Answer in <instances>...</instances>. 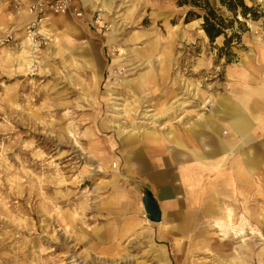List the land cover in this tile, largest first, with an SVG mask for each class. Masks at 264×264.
<instances>
[{
  "label": "rangeland",
  "instance_id": "1",
  "mask_svg": "<svg viewBox=\"0 0 264 264\" xmlns=\"http://www.w3.org/2000/svg\"><path fill=\"white\" fill-rule=\"evenodd\" d=\"M244 1L253 9L237 13L242 26L234 21L211 41L202 18L186 22L189 8L179 0H90L83 17L51 14L41 27L47 41L30 47L29 2L0 0V264H264L262 237L248 229L242 238H224L214 219L183 197L191 185L176 187L184 180L179 171L196 166L197 177L199 165L177 164L169 168L175 177L162 180L160 163L149 159L168 161L177 147L166 135L187 142L192 124L210 132L203 124L213 120L229 136L217 106L236 99L235 85L257 84L264 74V42L253 38L254 25L264 30V0ZM233 31L240 40L225 47ZM150 69L154 83L139 92L137 78ZM134 94L145 100L137 112ZM124 108L132 114L115 112ZM114 119L165 138L155 145L140 134L135 148L114 151L106 142L116 141ZM246 138L261 161L254 174L261 194L251 191L246 206L253 214L264 208V118ZM117 190L128 199L116 200ZM147 193L160 204L159 223L146 217Z\"/></svg>",
  "mask_w": 264,
  "mask_h": 264
},
{
  "label": "bare ground",
  "instance_id": "2",
  "mask_svg": "<svg viewBox=\"0 0 264 264\" xmlns=\"http://www.w3.org/2000/svg\"><path fill=\"white\" fill-rule=\"evenodd\" d=\"M84 1L87 2L90 0ZM105 7L108 8V5ZM254 26L256 34L253 38L256 42H261L260 27L257 25ZM40 31L45 35H50L48 33V28H41ZM24 43L30 47L35 45L31 41L30 37H27L24 40ZM59 47L65 51L67 50L61 42L59 43ZM89 65L94 69L97 67L91 61L89 62ZM160 77L165 76L160 75ZM154 80L155 77L153 75V71L150 69L147 72L140 74L137 78L138 82L134 87L138 88L139 92H142V89L152 85ZM92 82H95V80L92 79ZM113 94L115 93L109 92V97L105 100L109 102L111 97H113ZM252 94H254L252 91H238L236 97L240 100V105L247 107L246 104H249L250 95ZM262 95H264V90ZM134 98L136 102L133 104V107L134 111L137 112V108L140 107L145 100L139 96L137 97L135 94ZM228 100L229 98H226L220 102L218 109L221 113L223 112L224 107H227ZM142 107L143 105L141 106V109H143ZM132 110L130 108L128 112L124 108L122 109L123 113H121V111L115 112L118 114L129 113L130 115ZM232 112V117L229 121L231 128L236 130L239 134H243L241 137L245 138L253 121L244 115L241 107L240 109L232 107ZM114 120L116 122H112V128H115V130H113L114 133L117 134L116 141L115 143H112V141H109L108 139L106 141L108 147L112 148V150L116 147H123L124 149H128L129 147L135 148L140 134L148 143L155 145H160L159 142L162 143V140L165 138V136L160 135L155 131L142 129L141 127H136L135 125L127 126L126 124L121 123L118 119ZM206 121H208V118H206L203 122ZM203 126L210 130V132H196L195 130L198 129V126L196 124H192L188 128L189 132H186L185 138H187V142H184V135H178L176 133L168 136L166 135V138L170 139L173 143L171 148H177H173V150L169 151L168 161H165L163 157L159 156L158 158L152 157L153 160L149 158L150 161L160 163L157 165V168L159 169L157 179L159 177V179L162 180H169V177H175V175H170L171 171H169V168L175 167L177 164H184L185 161L192 159L197 166H200V168L198 166L199 176L196 177L195 175L197 173L196 166L194 168L187 167L186 170L183 169L182 171H179L178 175L184 177V180L181 178V181L177 182L178 186L176 187L184 189L187 184L191 185V190H189L186 196L184 195L183 197H191V199L194 200V209L196 212H203L205 217L211 219L213 218L214 226L219 229L220 235L224 238H242L249 229L251 233H254L264 239V234H262L260 229L256 230L253 228L250 220L255 219L264 227V208L261 207L259 212L253 214H251L246 208L249 193L251 191L255 190L256 195L261 194L260 186L255 183V179L257 178H254V174L257 172L258 166L261 162L260 159L255 160V158H258L259 156L254 155V153L249 155V152H245L243 144L239 142L237 143V139L228 140L227 138H224L228 132H225L224 126L216 125L213 120L204 123ZM104 132L108 133L109 129L105 128ZM246 142L247 141H245V143ZM191 143L194 148L190 147ZM197 145L201 150L195 149ZM155 152L162 153L163 146L162 148H157ZM219 153H222V156H218ZM94 156L99 157L97 154H94ZM155 170V167H153L149 170V172L154 173L153 171ZM162 180H159L158 182L161 185H166V188L169 191H173L172 185L167 184L166 181ZM115 181L117 180L114 179L113 182ZM115 194H117L116 200L121 201L127 200L129 195L122 190H117ZM133 196L135 197V195ZM196 199L199 200V206ZM219 201L222 202V204L219 205ZM226 201L230 202L226 203ZM218 206L221 208L218 209ZM238 208L242 209V214H240V216H238L239 213L235 211V209ZM188 220V217H185V220L182 223V228H185ZM109 231L111 232L112 230ZM237 259L241 261L243 260L241 257H237ZM230 264H237V262L234 261Z\"/></svg>",
  "mask_w": 264,
  "mask_h": 264
},
{
  "label": "trees",
  "instance_id": "3",
  "mask_svg": "<svg viewBox=\"0 0 264 264\" xmlns=\"http://www.w3.org/2000/svg\"><path fill=\"white\" fill-rule=\"evenodd\" d=\"M179 4L189 8L186 14V22L203 19L202 27L211 41L221 35H226V28L237 21L235 17L239 11L245 17L253 9L248 7L244 0H179ZM223 8L230 11L233 17H224L221 12ZM238 24L242 26L241 22H238ZM234 39L236 41L240 40V34L237 31H233L231 36L225 39V47H229Z\"/></svg>",
  "mask_w": 264,
  "mask_h": 264
},
{
  "label": "built area",
  "instance_id": "4",
  "mask_svg": "<svg viewBox=\"0 0 264 264\" xmlns=\"http://www.w3.org/2000/svg\"><path fill=\"white\" fill-rule=\"evenodd\" d=\"M14 1L18 6L23 5V0ZM27 9L30 14V21L27 25L28 37L33 43H37V46L47 41L40 29L49 23L51 14L66 15L72 13L77 17H83L81 0H32L28 3ZM260 35L261 41L264 42V30Z\"/></svg>",
  "mask_w": 264,
  "mask_h": 264
},
{
  "label": "crops",
  "instance_id": "5",
  "mask_svg": "<svg viewBox=\"0 0 264 264\" xmlns=\"http://www.w3.org/2000/svg\"><path fill=\"white\" fill-rule=\"evenodd\" d=\"M26 1L31 2L32 0H26ZM85 3H87V2H84V0H81V7L82 8L85 7ZM260 55H261V53H260ZM250 73L253 74L252 71ZM243 83H245V82H243ZM235 88L239 92H241V91H252V92H254V94L250 95V99H249L250 102H249V104H246L247 105V107H246V106L240 105V100H238V98L236 97L237 91L235 90L234 96L236 99H234V101L233 100L230 101L231 99H229L227 107H224L223 112L222 113L218 112L219 114H221V121L223 120V122H227L228 126H229L228 128L230 130L229 136L224 137V138H227L228 140H232V139L236 140L237 139V143L239 142V143L243 144L245 152H249V155L252 153H254V155H257V151H255L254 149H251L248 146L249 138L248 139L246 137H245V139L242 138L241 136L243 134H239L236 130L231 128L229 121H230V119L232 117V113H233L232 107L239 108V109L241 107L244 115L247 116L248 118H250L251 121H257L258 122L260 119L264 118V95H262V92L264 90V74L260 75V81H259V83L257 82V84H254L253 81H250V82H246L245 84H241V87H238L235 85ZM231 102H232V104H231ZM227 108H228V111H227ZM230 108H231V110H230ZM217 109H218V106H217ZM218 126H223V125H222V123H219ZM248 133H249V131L246 133V135ZM245 141H247V142L245 143ZM253 148H255V147L253 146Z\"/></svg>",
  "mask_w": 264,
  "mask_h": 264
},
{
  "label": "water",
  "instance_id": "6",
  "mask_svg": "<svg viewBox=\"0 0 264 264\" xmlns=\"http://www.w3.org/2000/svg\"><path fill=\"white\" fill-rule=\"evenodd\" d=\"M146 217L155 223H159L163 219L162 209L158 200L153 194L147 193L142 198Z\"/></svg>",
  "mask_w": 264,
  "mask_h": 264
}]
</instances>
